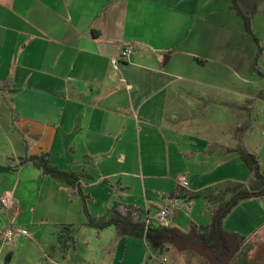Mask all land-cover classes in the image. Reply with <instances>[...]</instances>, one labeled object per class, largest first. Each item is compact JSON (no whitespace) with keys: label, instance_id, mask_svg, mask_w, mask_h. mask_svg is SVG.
Instances as JSON below:
<instances>
[{"label":"crops","instance_id":"1","mask_svg":"<svg viewBox=\"0 0 264 264\" xmlns=\"http://www.w3.org/2000/svg\"><path fill=\"white\" fill-rule=\"evenodd\" d=\"M236 4L253 36L232 0H0V166L11 169L0 171V241L25 233L0 244V264H199L197 238L163 252L87 214L104 221L116 207L144 223L173 205L171 228L190 236L220 207L195 195L221 204L238 184L264 190L236 153L264 172V0ZM42 154L82 176L86 201L19 167ZM230 215L222 230L234 236Z\"/></svg>","mask_w":264,"mask_h":264},{"label":"trees","instance_id":"2","mask_svg":"<svg viewBox=\"0 0 264 264\" xmlns=\"http://www.w3.org/2000/svg\"><path fill=\"white\" fill-rule=\"evenodd\" d=\"M233 7L238 11V13L244 18L246 30L252 35L249 20L238 10L236 0H232ZM253 36V35H252ZM255 41L256 38L253 37ZM260 72V71H259ZM236 153L241 157L245 165L250 169L253 174L254 179L264 185V172L261 169V164L258 157L245 148L240 147L236 150ZM31 164L38 170H41L44 175L52 177L55 181L59 183L66 184L67 186L77 189L79 195L86 201V196L82 192L81 179L82 176L74 173L63 171L59 169L50 160L49 154L35 155L30 157L20 158V166ZM11 169L9 167L0 166V171L9 172ZM229 192H234L233 197L224 201L220 204L219 209L215 213L214 221L210 226L201 227L195 235H187L173 228H163L161 226L152 225L147 234L145 241L148 245L159 246L164 252L167 250V245L170 243L176 244L178 247L182 248L185 245H192L194 241L197 240L205 248L203 254L209 261V256H212L219 264H229L234 258L237 250L234 249L232 243V236L225 234L222 230V224L225 218L231 213L234 207H236L241 201L249 199L251 197H261L264 196V190L260 192L251 191L243 184H238L234 187L226 188L221 191L222 195H227ZM196 197H204L210 203L218 202L223 200L222 196H216L214 193L209 195L197 194ZM88 225L94 227L98 230H104L111 226H116L123 234H133L134 236L144 239L145 226L141 222H133L128 217L122 216L116 209H113L112 215L108 220L95 221L89 214ZM68 237V233L65 232Z\"/></svg>","mask_w":264,"mask_h":264},{"label":"rangeland","instance_id":"3","mask_svg":"<svg viewBox=\"0 0 264 264\" xmlns=\"http://www.w3.org/2000/svg\"><path fill=\"white\" fill-rule=\"evenodd\" d=\"M9 195L10 192H6L2 196L10 197ZM250 201L253 200L247 199L241 201L236 207L233 208V210L231 211L232 214H229L231 217L228 222L230 223L229 228L238 230L237 234L231 237L232 242L234 243L232 245L234 249L237 250V252L229 264H264V228L263 231L262 229L259 230V232L255 236H252L251 234L252 232H254V230H257V228H259V226H261V224L264 222V201ZM219 203L220 200L218 202L214 201L210 204V207L215 208L217 205L219 207ZM189 211L190 210L188 209L187 211L183 212L188 214ZM229 215L227 217H229ZM0 221H4L3 215L1 213ZM51 232V229L47 232L48 236ZM238 235L248 236V241H246V239H241ZM249 235L251 237H249ZM21 236L22 235H19L18 237ZM29 236H32L31 233H29ZM18 237H16L13 242L5 244L6 248L11 247V245L16 242V239ZM41 237L42 235H39L38 239H40ZM0 242V244L3 245L2 239ZM149 247L154 249V245H149ZM193 253L195 254L197 263L209 264L207 258L202 252L196 251Z\"/></svg>","mask_w":264,"mask_h":264},{"label":"built area","instance_id":"4","mask_svg":"<svg viewBox=\"0 0 264 264\" xmlns=\"http://www.w3.org/2000/svg\"><path fill=\"white\" fill-rule=\"evenodd\" d=\"M134 52V49L132 46L127 45L124 51L121 53V60L128 61ZM179 182L182 186H187L188 185V177L187 176H182L179 178ZM11 202V197H5L1 200V204L4 207L8 206V203ZM173 203V202H172ZM173 206V205H172ZM172 206H167L158 211L157 216L151 217L150 215H147L144 220V226H145V232H144V240L146 238V234L149 230V228L153 225L154 222L158 226H161L163 228H171V219H170V214L172 210ZM20 234H25L22 229L17 228V229H8L2 234V241L3 244H8L10 242H13L14 239L20 235Z\"/></svg>","mask_w":264,"mask_h":264},{"label":"water","instance_id":"5","mask_svg":"<svg viewBox=\"0 0 264 264\" xmlns=\"http://www.w3.org/2000/svg\"><path fill=\"white\" fill-rule=\"evenodd\" d=\"M210 264H219L212 256H209Z\"/></svg>","mask_w":264,"mask_h":264}]
</instances>
